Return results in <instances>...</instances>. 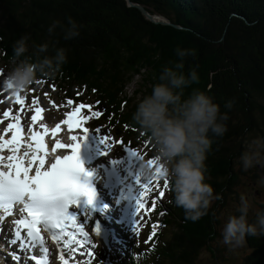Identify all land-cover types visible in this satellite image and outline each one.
<instances>
[{"label":"trees","instance_id":"1","mask_svg":"<svg viewBox=\"0 0 264 264\" xmlns=\"http://www.w3.org/2000/svg\"><path fill=\"white\" fill-rule=\"evenodd\" d=\"M130 1L182 29L150 22L126 0H0L2 59L9 63L14 40L25 33L36 43L55 41L66 49L67 61L54 79L39 84L87 101L102 112L118 140L144 143L152 158V146L131 122V113L162 67L177 59L176 50L195 49L194 56L184 58V71L195 67L200 79L186 93L207 90L229 116L227 131L214 138L206 160L207 182L221 199L192 222L172 203L169 186L163 189L166 203L157 205L146 233L115 264H202L204 259V264H264V235L246 237L234 253L217 242V216L233 208L229 205L238 201L244 179L255 183L257 173L264 172L244 173L236 166L247 135H264V0ZM68 17L80 25L79 35L65 40L57 29L50 37L51 21L66 24ZM137 77L141 81L129 97L127 89ZM228 100L234 101L231 109L225 107Z\"/></svg>","mask_w":264,"mask_h":264},{"label":"clouds","instance_id":"2","mask_svg":"<svg viewBox=\"0 0 264 264\" xmlns=\"http://www.w3.org/2000/svg\"><path fill=\"white\" fill-rule=\"evenodd\" d=\"M79 28L68 17L66 24L53 19L47 31L51 37L59 29L63 39L70 40L79 35ZM194 55L195 49L178 48L177 59L162 67L157 82L149 93L138 98L130 116L133 125L152 146L160 178L169 182L172 203L192 222L207 215L213 202L221 199L207 182L206 160L214 138L222 137L227 131L229 119L207 90L192 88L186 93L200 79L195 67L187 73L184 71V58ZM66 61V49L58 47L55 41L36 43L25 33L12 44L9 66L0 86L13 95L23 93L38 80L54 79ZM233 103L228 100L225 107L231 109ZM236 160L237 168L244 173L264 169V135L249 133ZM154 171L155 167L147 161L139 163L141 175L151 177ZM255 189L264 195V172L257 173ZM254 200L242 192L232 209L217 216L221 221L217 242L229 253L243 247L246 237L264 235V201L257 206Z\"/></svg>","mask_w":264,"mask_h":264},{"label":"snow or ice","instance_id":"3","mask_svg":"<svg viewBox=\"0 0 264 264\" xmlns=\"http://www.w3.org/2000/svg\"><path fill=\"white\" fill-rule=\"evenodd\" d=\"M3 76H6V72ZM37 83H42V81L38 80ZM16 102L18 104L23 103L19 97H17ZM33 103H36V101L34 100ZM67 103L72 105L73 100L68 99ZM85 108L91 112L92 117L99 118L102 115L100 111H91V105L84 103L77 104L73 111L66 113V119L62 123L66 124L69 129L79 128L83 135L72 136L73 143L68 145L56 141V146L52 148L53 152H56L57 148L67 147L70 149L71 154L63 157L57 155L55 162L51 163L50 168H47V170H44L45 156L37 155L45 152L44 139L39 133H33L32 135L35 147L31 151V159L27 161V166L24 165L23 159L16 155L21 140L19 124L9 123L7 128L4 129L5 132L12 130L11 139L0 138V149L7 148L12 153L7 157L8 162L2 164V168H0V222H3L6 217L12 216L14 210L20 213L19 218L12 220L14 225L13 238L9 243L11 245L18 244V250L26 252L25 259L33 261L34 264H49V250L45 247L42 232H46L56 242L57 246L62 247V254L59 257L62 264H70V260L67 258L69 253L79 258L84 255L92 258L94 255L95 245H91L85 252V248L90 242L82 225L87 223V219L78 222L77 215L69 212L70 206L75 205L80 196H87L89 203L92 196V189L81 178L84 169L79 157L81 143L89 133V128L84 127V121L88 117L79 115L81 110ZM35 112L36 114L31 116L33 123L37 121L42 109L36 108ZM3 115L8 117L9 112L5 111ZM59 128L60 124H57L56 129L52 132L53 136L56 135ZM95 132L98 134L100 144L104 148L101 155H108L111 147L109 143L112 140L111 135H99L101 132L100 127H97ZM115 143L124 145L122 140H116ZM131 155L142 159L133 148ZM34 163L36 165L34 175H30ZM147 163L149 166L155 167L154 174L147 182H141V174L138 171L135 177V183L139 186L137 193L132 196L131 188L128 190V195L135 200V232L138 231L140 223L139 214L145 210L143 199L145 192L149 190L152 180L160 179V169L159 166L155 165L154 157L148 159ZM168 186V180L164 179L163 189H167ZM157 188L160 189L159 184H157ZM164 195V190H159V197L163 198ZM155 205L156 200L154 199L152 207L147 211L154 210ZM17 206L19 207L17 208ZM155 227L153 226L152 236H155ZM92 231L98 235L99 228H93ZM149 239H151V236ZM36 249L39 250V254L35 253ZM9 255L13 261H19L21 258L15 252L9 253Z\"/></svg>","mask_w":264,"mask_h":264},{"label":"rangeland","instance_id":"4","mask_svg":"<svg viewBox=\"0 0 264 264\" xmlns=\"http://www.w3.org/2000/svg\"><path fill=\"white\" fill-rule=\"evenodd\" d=\"M2 46H1V38H0V80L3 79V74L6 72L9 63L4 61L2 59L3 54H2ZM141 79L140 77H137L134 81V83H132L128 89H127V95L129 97H132L134 94V91H136V89L138 88V85L140 83ZM8 91H6L2 86H0V111H4L6 110V107H9L11 105L10 102V98L7 94ZM36 92V95L34 96V100L36 101V103H33V101L30 99L29 100V104L26 102L27 108H25L24 112L22 113V115H25V113H30L31 111H34L36 108H41L45 111V113L47 114L46 117V121L43 124H47L49 121H53V122H58L60 119H64L66 118V113L71 112L74 110V108L76 107L77 104H79V102H74L72 105H69L67 103V97H63V92L58 89V88H54V87H50L48 85V87H44L43 84L41 85H33L31 86L27 91L23 92V96L27 95H31L33 93ZM6 95V97H5ZM87 102V101H84ZM86 104V103H85ZM8 105V106H7ZM87 105V104H86ZM91 111H96L95 109H91ZM17 112H20V109L17 110ZM81 113L83 114V117H88V119H86V121H84V123L86 124V127L89 128V133L87 135H91L90 131L93 132L96 137L98 138V134L95 132V129L97 127L101 128V132L99 135H106L109 134L112 137V140L109 141L111 147H110V152H111V157H116V158H127L126 156V151L124 149L125 146H129V144H124V145H117L115 143L118 137V135H116L113 131H111L108 128V125L105 124L104 119L102 118H95L92 117L91 112L85 108L81 110ZM49 126V123H48ZM77 136H82L83 133L80 130L78 133H73ZM99 139V138H98ZM125 140V138H123ZM126 141V140H125ZM127 143V142H125ZM99 145L100 141H99ZM103 147V145H102ZM132 147V146H130ZM135 150L138 152V154L140 155H145L147 156L149 154V147L148 146H144V143L142 144H138L137 143V148H135ZM137 160H141L138 159ZM137 171H139V167L137 168ZM250 175V174H249ZM150 177H148L149 179ZM157 184L158 180H152L151 185H150V189L147 190L145 192V197H146V202L147 205L145 206V209H149L152 207V201L155 199L157 201H160L162 203H165L167 198L165 199V195L163 198L159 197V190H161L162 188H160L159 190H157ZM240 184H243L239 189V194H241L242 192H247L250 196H253L255 198L254 203L255 204H260L261 201H264V195H262L260 190L255 189V183L251 182L250 179H244V181H242ZM160 185V184H159ZM162 185V184H161ZM160 185V186H161ZM235 203L232 202L229 207H233ZM156 207L154 208V210H152V213L148 211L146 212V215L144 216V222L142 224H145L146 222H149V218H152L154 215V212L156 211ZM144 211V210H143ZM151 214V216H150ZM147 223L144 225V227L147 226ZM143 227V228H144ZM141 229V227H140ZM139 229V230H140ZM138 231H134L132 232L133 236L135 238H133V242H135L139 237L136 236V234H138ZM143 230V229H142ZM120 246L122 249H126L128 248V246H125L123 244L120 243ZM118 250L120 251V248H117V246L112 247L111 250H102L100 252L101 256H105V257H110L113 261H117L118 258ZM78 261V260H77ZM76 261V263H77ZM204 260H202V264H204ZM54 264H60L58 261L54 260ZM236 264H240L239 260L236 261Z\"/></svg>","mask_w":264,"mask_h":264},{"label":"water","instance_id":"5","mask_svg":"<svg viewBox=\"0 0 264 264\" xmlns=\"http://www.w3.org/2000/svg\"><path fill=\"white\" fill-rule=\"evenodd\" d=\"M129 7L131 8H136L138 9L147 20H149L152 23L155 24H160V25H164V26H172L175 29H182L181 27L172 24L168 19H166L163 16H158V15H151L144 7H142L141 5L138 4H133L130 0H126Z\"/></svg>","mask_w":264,"mask_h":264},{"label":"bare ground","instance_id":"6","mask_svg":"<svg viewBox=\"0 0 264 264\" xmlns=\"http://www.w3.org/2000/svg\"><path fill=\"white\" fill-rule=\"evenodd\" d=\"M46 121V117H45V115H43V114H39V116H38V119H37V121L36 122H34V124L40 129V131L42 132V133H46L47 131H48V125H46V124H43L44 122ZM43 126V127H42ZM45 129H47V131H45ZM50 131V130H49ZM90 137V136H89ZM57 138H59V139H61V140H64V141H68V140H70L71 139V136L69 135V134H67V133H65L64 135L63 134H59L58 136H57ZM20 146H26L25 144H20ZM27 146H28V149H32V147H33V143L32 142H30V141H28V144H27ZM6 152H8V150H7V148H3ZM97 150H99L98 148H95V151H97ZM136 174H137V172H136ZM136 174H135V176H136ZM130 189V188H129ZM134 194V193H133Z\"/></svg>","mask_w":264,"mask_h":264}]
</instances>
